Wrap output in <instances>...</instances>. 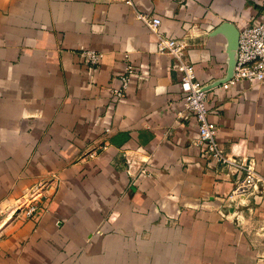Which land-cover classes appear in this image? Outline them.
Here are the masks:
<instances>
[{
    "label": "crops",
    "instance_id": "obj_1",
    "mask_svg": "<svg viewBox=\"0 0 264 264\" xmlns=\"http://www.w3.org/2000/svg\"><path fill=\"white\" fill-rule=\"evenodd\" d=\"M137 10L207 85L226 70L214 27L260 19L264 0H0V264H264V195L237 196L239 173L201 157ZM205 105L223 151L264 175V79L212 84Z\"/></svg>",
    "mask_w": 264,
    "mask_h": 264
},
{
    "label": "built area",
    "instance_id": "obj_2",
    "mask_svg": "<svg viewBox=\"0 0 264 264\" xmlns=\"http://www.w3.org/2000/svg\"><path fill=\"white\" fill-rule=\"evenodd\" d=\"M131 4V0H124ZM135 17L140 20L155 36V48L158 53L171 57L169 67L179 74L178 82L182 92V106L191 112L197 124V136L194 139L201 147V157L205 160L227 166L239 173L233 193L237 196L244 194L255 198L264 195V175L254 168L251 158L228 155L218 145L215 137V125L207 116L205 105V89L195 75L192 63L185 56V42L176 36L163 32L159 28L160 18L157 15L135 11ZM79 55L90 64L98 62L101 52L85 48ZM133 69L131 64H125L124 72L119 77V85L112 87L111 96L117 100L126 86ZM237 79L248 82H257L264 79V15L253 22L244 24L238 29L236 59L232 75L221 82L222 87H227ZM108 128L105 127L104 131ZM25 215L30 214L35 208L34 203H20L19 206Z\"/></svg>",
    "mask_w": 264,
    "mask_h": 264
},
{
    "label": "water",
    "instance_id": "obj_3",
    "mask_svg": "<svg viewBox=\"0 0 264 264\" xmlns=\"http://www.w3.org/2000/svg\"><path fill=\"white\" fill-rule=\"evenodd\" d=\"M220 33L223 35L225 39L224 48H225V54H226V70L224 76L217 79L212 84L220 83L227 78H229L233 73V67L236 59V45H237V33L238 29L234 26L233 23L223 20L217 24L214 29L212 30V33ZM212 84L202 85V88H207L211 86Z\"/></svg>",
    "mask_w": 264,
    "mask_h": 264
}]
</instances>
